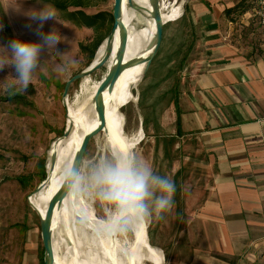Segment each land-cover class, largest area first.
Listing matches in <instances>:
<instances>
[{"label":"rangeland","instance_id":"374dc122","mask_svg":"<svg viewBox=\"0 0 264 264\" xmlns=\"http://www.w3.org/2000/svg\"><path fill=\"white\" fill-rule=\"evenodd\" d=\"M44 1L0 0V45H7L17 37L25 41H38L39 37L35 34L37 25L29 20L27 13L41 9ZM172 1H161L163 15L170 10ZM180 1L182 16L164 26L161 47L149 71L134 88L133 98L137 100L126 102L121 113L125 118L126 135L132 136L143 130L144 140L135 147L133 154L148 161L156 173L170 176L175 182L174 207L164 212L162 219L154 215L144 223L151 245L163 252L165 264H209L213 256L205 255L199 259L194 256L195 250L200 248V238L193 224V217L207 196L209 161L197 141L176 137V116L171 110L172 103L177 99L178 84L191 72V64L199 58L192 51L195 43L201 40L199 28L202 13L193 11L194 6H203L208 1L212 11L213 8L222 10L233 7L240 0ZM113 8L114 0H95L93 8L87 12L112 13ZM223 12L221 23H228ZM57 16L69 28L50 20L45 23L43 31L48 32L55 25L71 41L72 47L67 42L57 45L59 52L69 51L66 55L74 61L68 71L59 73V59L45 51L41 56V66L24 92L7 87L13 80L12 76H15L14 67L6 66L0 71V264H41L43 260L40 220L30 200L42 184L40 173L44 164L48 173L53 143L63 137L66 130V109L63 105L65 85L93 63L90 52L82 51L80 45L92 49L91 45L97 37L108 33V30L94 32L79 29L65 21L63 13L57 11ZM232 25L238 30V35L248 36L245 37L246 41L253 35L256 49L264 51V26L259 21L245 15ZM136 27L142 28L143 25L136 24ZM4 54L0 49V55ZM107 73L105 66L89 77L92 81L89 87L102 82ZM80 83L76 82L71 87L68 103L75 104L79 96L82 104L87 98L82 93ZM14 95L25 96V102L10 100ZM88 105L84 107L85 111H88ZM118 117L121 122V117ZM108 153V140L101 132L91 140L86 154L99 157ZM91 207L100 219L102 212L96 205ZM86 234V239H83L87 245L84 244L83 251L91 248L92 234L90 231H86ZM128 235L132 237L130 232ZM262 256L259 258L264 264ZM250 263L249 260L241 264Z\"/></svg>","mask_w":264,"mask_h":264},{"label":"crops","instance_id":"0c3cea01","mask_svg":"<svg viewBox=\"0 0 264 264\" xmlns=\"http://www.w3.org/2000/svg\"><path fill=\"white\" fill-rule=\"evenodd\" d=\"M204 4L193 8L202 13L201 40L192 51L199 58L178 84L171 110L176 137L197 141L210 166L207 196L193 217L200 238L194 256H213L209 264H261L264 51L256 49L253 35L247 42L232 23H221L224 8Z\"/></svg>","mask_w":264,"mask_h":264},{"label":"bare ground","instance_id":"6f19581e","mask_svg":"<svg viewBox=\"0 0 264 264\" xmlns=\"http://www.w3.org/2000/svg\"><path fill=\"white\" fill-rule=\"evenodd\" d=\"M135 1L138 5L145 8L147 12L141 13L135 11L128 6L127 0H125L122 17L128 30V46L125 61L145 58L150 55L152 50H149V46L153 43L155 36V23L151 18V3L149 0ZM182 14V2L180 0H173L168 13L162 14L163 22L167 24L175 21ZM136 24L143 25V27L138 28ZM118 46L119 31L116 34L114 56ZM104 53L105 46L99 50L93 63L100 61ZM114 62L115 57L108 62V70L114 65ZM145 69L146 65L144 64L127 68L118 79L113 94L111 95L108 92L104 94L107 127L102 133L106 135L110 152L118 150L124 153V149L129 145L133 153L135 147L144 140L141 130L132 136L126 135L124 131L125 118L121 112L122 106L126 102L137 100L136 97L133 98V91L136 84L144 78ZM91 82V78L87 77L80 83L82 93L87 95L82 104L79 96L75 104H71L70 101L68 103V98L67 103L65 101L63 104L65 109H68V113L66 111V128L71 127V134L68 138L64 139L61 137L53 143L50 155L52 152H57V164L52 168L49 162V181L45 188L34 196L32 195L33 197L30 200L41 217H44L50 199L61 187L58 177L62 165L66 160H73L84 137L100 125L92 99L101 82L96 81L97 83L90 88ZM87 105L88 111H85L84 107ZM118 115L121 117V122ZM92 208L84 202L73 201L68 196L64 199L62 205L56 208L52 223L54 264H165V255L159 248L151 245L148 229L145 224L135 231H129L132 234L131 238H129L128 232L125 234L117 233L112 236H98L90 228L82 226L80 228L77 213L81 209L88 212L90 222L94 223L98 220V216ZM86 231H90L92 234L90 241L91 248L88 251H83L85 244L83 238L86 239Z\"/></svg>","mask_w":264,"mask_h":264},{"label":"clouds","instance_id":"9594fccd","mask_svg":"<svg viewBox=\"0 0 264 264\" xmlns=\"http://www.w3.org/2000/svg\"><path fill=\"white\" fill-rule=\"evenodd\" d=\"M30 21L36 23L35 34L38 41L11 39L7 45H0L5 53L0 55V71L6 66L14 67L15 76L9 88L24 92L41 66L42 53L47 51L59 59L58 71H68L74 62L57 49L61 42L71 44L55 25L50 31H43L48 21L63 27L57 11L51 5L33 9L27 13ZM2 27V25H0ZM31 27V25H28ZM71 29V28H70ZM58 181L67 196L89 207L96 205L102 217L90 222L87 211L81 209L77 214L79 223L90 228L96 235L112 236L135 231L154 215L162 219V214L174 207L175 182L170 176L156 173L152 165L141 157L118 150L94 157L81 153L75 160H66L61 167Z\"/></svg>","mask_w":264,"mask_h":264},{"label":"water","instance_id":"95a60500","mask_svg":"<svg viewBox=\"0 0 264 264\" xmlns=\"http://www.w3.org/2000/svg\"><path fill=\"white\" fill-rule=\"evenodd\" d=\"M149 2L151 3L152 6L151 18L154 20L155 23L154 40L153 43L149 46V50H152V53L150 55H148L145 58H137L130 61H125L127 46H128V30L122 19L125 0H114V8H113L114 25L110 35L99 48L100 50L103 46H105V53L102 59L97 63H93L87 70L74 76L65 85V89L63 93V104L65 101L67 103V98L69 96L70 89L76 82L82 81L87 77H91L96 72L101 70L103 67L107 66L108 62L115 57L114 65H112L109 68L106 77L100 83L92 99L95 105V112L97 114V118L100 122V125L94 131H92L91 133L87 134L84 137L78 151L74 155L73 160H75L81 153L86 154L91 140L95 138L97 135H99L102 131H104L105 128L107 127L106 107H105V97H104L105 92H108L111 95L113 94L118 79L127 68L144 64L146 65V69H145V75H146L147 72L149 71V68L155 56L157 55L161 47V44L163 42L164 26L166 25L163 22V17L161 14V7H160L161 3L160 0H149ZM127 4L130 8L134 9L137 12H141V13L147 12L146 9L138 5L135 0H127ZM118 31H119V46L114 56V46H115L116 34ZM99 50L97 51L96 55L98 54ZM66 111L68 113V109H66ZM70 134H71V127H67L64 132L63 138L64 139L68 138ZM129 152H131V147H129L128 145L127 148L124 149V153L127 154ZM57 161H58L57 152H52V154L50 155V164L52 168L55 167ZM49 178H50V174L48 171L47 179L41 184V186L38 188L36 193H39L41 190L45 188L47 182L49 181ZM66 197L67 194L63 191L61 186L60 189L50 199L44 217L38 215L40 220L41 237H42L43 250H44V264L55 263L52 223L56 208L62 205ZM30 205L36 211L35 207L31 202Z\"/></svg>","mask_w":264,"mask_h":264},{"label":"trees","instance_id":"16d2710c","mask_svg":"<svg viewBox=\"0 0 264 264\" xmlns=\"http://www.w3.org/2000/svg\"><path fill=\"white\" fill-rule=\"evenodd\" d=\"M95 0H46V5H51L56 11L63 13V19L72 23L76 28L88 29L94 32L108 30L106 35H99L92 43V49L89 46L80 45V49L85 52H90L91 63L95 59L96 53L101 45L106 41L111 33L114 25L113 12L108 13L100 11L96 13H88L87 10L93 8ZM258 0H240L233 7L224 10L223 15L230 23L236 22V19L253 14ZM257 21L256 16H252ZM261 52V51H260ZM10 100L23 102L25 96L14 95L9 98ZM25 102V101H24ZM176 104V100H175ZM178 122V121H177ZM41 174V183L47 179V172L45 164L43 165ZM28 182V181H27ZM25 184V182H24ZM26 185V184H25ZM41 264H44V251Z\"/></svg>","mask_w":264,"mask_h":264},{"label":"built area","instance_id":"2783aa9c","mask_svg":"<svg viewBox=\"0 0 264 264\" xmlns=\"http://www.w3.org/2000/svg\"><path fill=\"white\" fill-rule=\"evenodd\" d=\"M254 16L257 17L259 23L264 26V0H258L254 10Z\"/></svg>","mask_w":264,"mask_h":264}]
</instances>
